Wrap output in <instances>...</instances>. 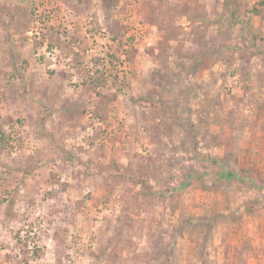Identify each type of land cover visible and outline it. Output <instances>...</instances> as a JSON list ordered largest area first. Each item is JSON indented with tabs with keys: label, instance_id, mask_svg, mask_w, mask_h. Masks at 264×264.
Segmentation results:
<instances>
[{
	"label": "rangeland",
	"instance_id": "obj_1",
	"mask_svg": "<svg viewBox=\"0 0 264 264\" xmlns=\"http://www.w3.org/2000/svg\"><path fill=\"white\" fill-rule=\"evenodd\" d=\"M0 264H264V0H0Z\"/></svg>",
	"mask_w": 264,
	"mask_h": 264
},
{
	"label": "trees",
	"instance_id": "obj_2",
	"mask_svg": "<svg viewBox=\"0 0 264 264\" xmlns=\"http://www.w3.org/2000/svg\"><path fill=\"white\" fill-rule=\"evenodd\" d=\"M225 176H226V177H231L232 174L227 172V173H225Z\"/></svg>",
	"mask_w": 264,
	"mask_h": 264
}]
</instances>
